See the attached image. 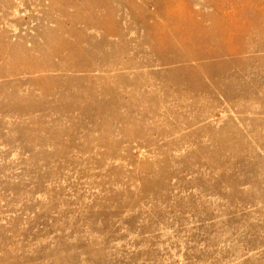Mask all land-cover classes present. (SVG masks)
<instances>
[{"label":"rangeland","instance_id":"obj_1","mask_svg":"<svg viewBox=\"0 0 264 264\" xmlns=\"http://www.w3.org/2000/svg\"><path fill=\"white\" fill-rule=\"evenodd\" d=\"M254 15L264 0H0V264H264ZM199 25L248 49L167 50L207 51Z\"/></svg>","mask_w":264,"mask_h":264},{"label":"bare ground","instance_id":"obj_2","mask_svg":"<svg viewBox=\"0 0 264 264\" xmlns=\"http://www.w3.org/2000/svg\"><path fill=\"white\" fill-rule=\"evenodd\" d=\"M254 16H255V18L253 19V21H254L253 22V28L250 29L249 32L247 33V34L250 35L249 39L257 38V37L260 38L262 34L264 35V17H262L260 15H254ZM202 25L198 26V29H200L202 32L201 31L199 33L197 32V34H196V42H199V43H202V44H204V42L214 44V45L211 44V47L210 48L208 47L209 49L207 51H205V49L201 48V46H200L198 48V50H196L194 53L190 54V56L189 55L186 56L187 53L185 54L184 52H177L176 51L177 49H180V46L177 47L176 45L173 44V42H168V46H166L167 50H170L172 52L175 51L176 54L180 56V58H183L184 60H186V59H192L193 56H195V54L199 55L198 57H203L205 54L208 53L209 55L212 54V56H214L215 58H218V57H221L222 55H225L224 53H226V52L239 54V53H242L243 51H246L248 49L247 43L245 44L247 39H245L242 42L236 43L237 41H232L236 37L233 38V35L229 36L228 33H227V35L230 38V40L228 41L227 45H225V42L223 43L224 47L221 46V45L216 44V42H213V41L211 42L209 39H207V37H205V34L208 33V29L207 28L203 29L204 25L203 26ZM253 30H254V32H253ZM220 35H221V40H223L224 38L222 37V33H220ZM223 35H224V32H223ZM78 37H80V35H78ZM219 38H220V36H219ZM59 39H63V36L62 37L59 36ZM255 45H256V43H255ZM181 47H183V46H181ZM72 52L76 56H80L81 57L83 55V51L78 48L76 43L73 46ZM96 105L99 108L102 107L101 103L99 105L98 104H96Z\"/></svg>","mask_w":264,"mask_h":264}]
</instances>
